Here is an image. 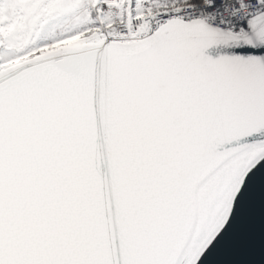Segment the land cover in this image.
<instances>
[{
    "label": "snow or ice",
    "instance_id": "1",
    "mask_svg": "<svg viewBox=\"0 0 264 264\" xmlns=\"http://www.w3.org/2000/svg\"><path fill=\"white\" fill-rule=\"evenodd\" d=\"M0 264H264V0H0Z\"/></svg>",
    "mask_w": 264,
    "mask_h": 264
}]
</instances>
